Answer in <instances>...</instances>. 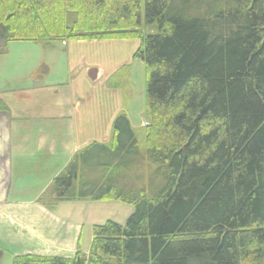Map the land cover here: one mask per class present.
I'll return each instance as SVG.
<instances>
[{"label": "trees", "instance_id": "obj_1", "mask_svg": "<svg viewBox=\"0 0 264 264\" xmlns=\"http://www.w3.org/2000/svg\"><path fill=\"white\" fill-rule=\"evenodd\" d=\"M114 39L141 42L145 144L121 111L111 141L76 153L39 203L134 210L94 225L87 255L12 264H264V0H0V57Z\"/></svg>", "mask_w": 264, "mask_h": 264}, {"label": "crops", "instance_id": "obj_2", "mask_svg": "<svg viewBox=\"0 0 264 264\" xmlns=\"http://www.w3.org/2000/svg\"><path fill=\"white\" fill-rule=\"evenodd\" d=\"M83 49L69 46L64 51ZM80 56L76 58L84 67L78 62L67 66V77L50 62L40 60L36 69L28 70L23 64L16 66V59L7 60L8 55L0 57L6 59L0 60V101L7 108L0 111V264H12L21 255L71 259L79 248L89 253V245L83 247L82 220L75 216L77 202L61 203L54 211L39 203L76 153L112 139L116 116L107 123L105 115L109 77L96 81L89 74L85 52ZM43 65L49 71L37 77ZM95 83L106 94H95Z\"/></svg>", "mask_w": 264, "mask_h": 264}, {"label": "rangeland", "instance_id": "obj_3", "mask_svg": "<svg viewBox=\"0 0 264 264\" xmlns=\"http://www.w3.org/2000/svg\"><path fill=\"white\" fill-rule=\"evenodd\" d=\"M140 45L141 42L137 39H114L100 42H82L79 44L71 42L68 46L59 42L50 46H41L30 42H17L9 45L6 59L12 61L16 59L13 61L16 66L23 64L28 70L33 69V67L36 69L40 60L41 62H50L55 71H59L64 77H67L64 74L65 70H63L67 66L78 62L79 65L84 67L83 62L76 56L81 57L80 53L85 52V63L88 65L89 74L96 81L100 78L104 81L116 72L126 69L121 73V76L117 75L114 79V84H120L121 88L107 91V114L105 115H107L108 123L112 117H117L121 111H124L138 135L141 145H144V132L150 125V119L147 115L146 105V67L142 60L135 59V54ZM69 46H82L84 49L66 53L64 50L68 51ZM52 48L58 50L52 51ZM57 56L58 60L55 63L53 57ZM6 59L0 58L1 61ZM38 71L37 77H43L48 73L42 74V67H39ZM105 91L106 89L100 83H95V94L103 95L106 94ZM77 205L79 206V211L75 212V216L82 220L84 227L83 247L89 245V249L91 246L89 241L92 238L94 225H103L107 221H114L123 225L134 210L131 205L112 200L80 201L77 202ZM87 237L88 242H86Z\"/></svg>", "mask_w": 264, "mask_h": 264}]
</instances>
